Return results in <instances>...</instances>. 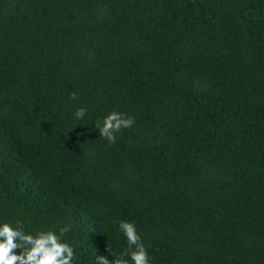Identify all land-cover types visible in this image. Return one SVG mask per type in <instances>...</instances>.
I'll list each match as a JSON object with an SVG mask.
<instances>
[{
  "label": "trees",
  "instance_id": "obj_1",
  "mask_svg": "<svg viewBox=\"0 0 264 264\" xmlns=\"http://www.w3.org/2000/svg\"><path fill=\"white\" fill-rule=\"evenodd\" d=\"M120 220L149 264H264V0H0V224L96 264Z\"/></svg>",
  "mask_w": 264,
  "mask_h": 264
},
{
  "label": "clouds",
  "instance_id": "obj_2",
  "mask_svg": "<svg viewBox=\"0 0 264 264\" xmlns=\"http://www.w3.org/2000/svg\"><path fill=\"white\" fill-rule=\"evenodd\" d=\"M71 99H77L73 92ZM86 109L77 108L75 117L82 120ZM134 118L116 110L108 113L103 120H97L95 128L99 130L100 137L114 144L117 133L123 129L131 128ZM119 228L127 238L128 247L124 252L116 255L107 248L110 256L98 255L96 264H129L130 257L133 264H149L148 252L136 231L134 223L120 220ZM69 227L60 228L59 234L53 230H38L35 234L26 233L22 223L17 222L13 227L10 223L0 224V264H72L74 250L62 237L69 231ZM19 249V254L17 253Z\"/></svg>",
  "mask_w": 264,
  "mask_h": 264
}]
</instances>
